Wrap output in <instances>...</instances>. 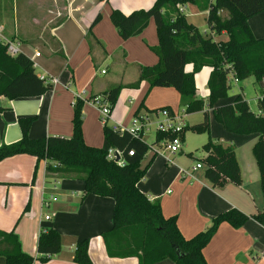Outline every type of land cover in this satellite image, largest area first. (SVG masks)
Returning <instances> with one entry per match:
<instances>
[{
    "label": "crops",
    "instance_id": "1",
    "mask_svg": "<svg viewBox=\"0 0 264 264\" xmlns=\"http://www.w3.org/2000/svg\"><path fill=\"white\" fill-rule=\"evenodd\" d=\"M24 2L21 10L20 0H0V32L4 38L20 44L22 52L33 60L38 76L56 77L58 82L49 83L50 90L40 96L13 100L0 97V146L22 138L20 118H35L28 131L30 138L71 137L77 97L84 100L82 132L85 142L91 146H103L104 124L99 111L88 99L103 95L115 85L124 87L112 107L109 126L118 123L129 127L136 116L150 114L153 117L150 111L165 107H171L173 114L188 126L196 124L187 123L185 118L190 113L186 110L181 114V96L175 87H150L146 80L138 87L129 86L139 79L142 66H152L159 61L153 50L158 45L157 23L152 18L140 34L123 39L111 22L110 14L113 9L124 14L148 9L155 0ZM185 9H191L190 17L207 14L195 12L189 6ZM98 15L101 18L96 21ZM248 25L256 38H264V11L250 17ZM218 38L225 39L227 34L223 33ZM192 67V64H187L184 69L189 72ZM102 70L106 72L102 73ZM211 70L205 66L195 75L198 98L206 106ZM253 84L259 90L255 97L258 105L264 94V77ZM241 89L243 91L244 87ZM233 99L228 96L218 103L232 102ZM247 102L250 106V101ZM199 112L200 120L208 112L213 130L218 131V127H222L218 132L220 137L214 133L212 138L234 147L242 184L228 182L222 187L213 186L205 175V165L193 169L197 163H202L204 156L198 158L193 155L192 149L185 144L184 135L179 152L184 151L185 154L172 153L152 144L148 155L146 153L141 161V167L152 160L151 164L146 176L138 183V188L150 200L160 202L164 216H176L180 232L188 239L206 230L212 219L223 212L237 208L252 215L264 208L260 174L255 158L254 162L250 158L259 134L240 135L227 131L216 122L213 110L208 106ZM241 153L246 155L247 163H242ZM35 170L36 179L32 175ZM50 176L46 173V162L37 161L29 154H18L0 161V230L14 231L22 250L35 257L38 256V237L42 230L54 227L66 239L59 254L48 262L35 261L33 264H78L73 260V252L75 242L83 238H89L88 251L94 264H139L136 257L111 258L106 252L101 234L113 224L112 198L94 194L82 198L85 187L82 180ZM50 195L54 198L45 207L42 200ZM32 196L33 201L34 197L37 198L36 205L40 206V213L37 206L33 213L35 220L37 212V221L19 223L16 216L22 208L21 203L28 198L29 201ZM45 208L51 209L52 213H44ZM203 254L208 264H264V226L253 218L240 227L222 222L203 249ZM154 264L176 263L165 259Z\"/></svg>",
    "mask_w": 264,
    "mask_h": 264
},
{
    "label": "trees",
    "instance_id": "2",
    "mask_svg": "<svg viewBox=\"0 0 264 264\" xmlns=\"http://www.w3.org/2000/svg\"><path fill=\"white\" fill-rule=\"evenodd\" d=\"M180 6H189L195 12H207L209 31L202 33L189 21L188 12ZM264 11V0H155L148 9H136L124 14L113 9L110 19L123 39L140 34L152 18L157 23L158 45L153 48L159 61L140 68L139 79L130 84L138 87L146 80L150 87L173 86L181 96L180 105L187 113L202 110L205 102L198 98L195 75L203 67H211L207 82L208 107L213 110L216 122L227 131L259 137L252 152L260 174L264 196V94L258 100V112L251 110L247 100L238 94L232 102L219 104L228 97L231 89L230 74L237 81L250 76L259 83L264 77V38H256L248 25V19ZM100 15L96 18L98 21ZM223 33L227 38L218 39ZM192 64V70L184 67ZM123 85H115L101 95L110 104H116ZM51 85L35 72L33 61L23 52L12 57L0 42V97L10 100L20 97H36L50 90ZM77 97L71 137L47 136L30 138L28 131L34 117L20 118L23 136L20 140L0 146V161L18 154H29L37 161L46 162L50 177H74L84 182L83 197L94 194L114 200L113 224L101 236L106 252L111 258H138L139 264H154L170 259L176 264H208L203 249L222 222L234 227L242 226L253 218L264 226V208L248 215L237 208L223 212L212 219L211 226L194 237L185 238L180 232L176 216H164L160 202L150 198L138 188L146 176L149 164L141 167V161L150 149L145 138H134L128 132H116L104 124V145H88L82 132V105ZM173 114L171 107H165ZM159 109L150 111L155 112ZM185 130L210 134L208 112L201 122ZM177 133L157 132L154 143L169 141ZM110 148L123 152L125 165L109 160ZM133 150L134 154L129 155ZM202 163L207 179L216 187L228 182L242 184V174L234 147L215 141L210 136L203 144ZM28 209V205L25 211ZM65 237L54 227L41 231L38 237V256L25 253L14 231L0 230V264H33L48 262L62 251ZM89 238L75 242L73 260L78 264H94L89 255Z\"/></svg>",
    "mask_w": 264,
    "mask_h": 264
},
{
    "label": "built area",
    "instance_id": "3",
    "mask_svg": "<svg viewBox=\"0 0 264 264\" xmlns=\"http://www.w3.org/2000/svg\"><path fill=\"white\" fill-rule=\"evenodd\" d=\"M185 6H180L181 12L185 11ZM0 42L6 46V52L14 57L20 53H22V49L18 42H14L12 40H8L4 38L0 32ZM33 61V60H32ZM34 63V62H33ZM105 70H102V73H105ZM231 78L237 82V79L234 77V74H230ZM48 83L56 84L58 79L56 77L47 76H40ZM99 111L100 119L103 124H108L110 115H111V108L110 104L107 100H105L102 96H95L93 98L88 99ZM153 117H150V114L144 116H136L131 125L129 127H125L122 124H115L112 129L116 132H128L134 138H145V136L149 133L157 132H174L177 135L169 140V141H161L160 143H153L157 144L159 148L167 149L172 153L179 152L182 148V138L180 137L179 133H181L183 126L185 125L184 120L181 119L178 115L170 114V112L166 108L159 109L155 112H152ZM109 125V124H108ZM155 139V138H154ZM152 144H150V147ZM133 150L129 151V155H133ZM109 160H115L118 165L123 166L125 165L124 154L122 151L110 148L107 153ZM117 156H119V160L117 161ZM203 167L202 163H197L193 169ZM54 198L53 195H50L49 198H44L42 200V204L45 207H48L51 200ZM45 219H49V216H45Z\"/></svg>",
    "mask_w": 264,
    "mask_h": 264
},
{
    "label": "rangeland",
    "instance_id": "4",
    "mask_svg": "<svg viewBox=\"0 0 264 264\" xmlns=\"http://www.w3.org/2000/svg\"><path fill=\"white\" fill-rule=\"evenodd\" d=\"M10 1H12V0H10ZM23 3H25L24 0H20V5H21L20 9L21 10L23 9V7H22ZM187 12H188V16H189V13L191 12V9L189 11H186V13ZM188 18H189L190 22H192L196 26H198V28L200 29V31L202 33H205V32L207 33L209 31V27H208V24H207V21H206L205 13H203L202 15L196 16V17H190L189 16ZM37 71L39 72V69H37ZM229 79H230L229 80V84L231 85V89L228 91V96L235 98L236 95H238L239 93L244 95V98L246 100L250 101L251 109L255 112L258 109V105H257V103L255 101V97H257V93L259 94L258 88H256V86L253 84V82H255V78L253 76H250L249 78H247V80L245 79V80L240 81V82L234 81L231 78V76L229 77ZM243 87H244V89L242 91L241 88H243ZM206 108H207V106L205 105V107L203 109L205 110ZM180 109H181L180 110L181 114L183 115L186 109L184 108V106H181V105H180ZM199 111H201V110H199ZM199 111H195V112L190 113V115L188 117L186 116L185 120L188 121L187 123L192 124V123H197V122L202 121V119L200 120L201 112H199ZM99 116H100V114H99ZM220 128H222V127H218V131H215V130H213L210 127V134H208L207 132L198 133V132H193L191 130H185V132H184L185 144H187V146L190 149H192V152H193L194 156H196L198 158L201 155L205 156V154H204L205 152L202 150V145L205 144L208 141L210 136L214 137V133H215V136L220 137L219 134H218ZM154 138H155V135H154L153 132L149 133V134H147L145 136V140H146V142L148 144H153L154 140H155ZM215 141H218V139L215 138ZM182 144H183V139H182ZM148 153L146 155H148ZM180 153L185 154L184 151L183 152H176V154H180ZM246 158H247L246 155L241 153L240 159H241L242 163H245V162L247 163L248 162V159H246ZM250 158H251V161L254 162L253 154L250 155ZM36 174H37V170H35L34 174H32L33 177H35V179H36ZM28 199L26 200V202H22L21 203L22 204V208H20V210H19V212H18V214L16 216L17 220H19V223L20 222H22V223H24V222L26 223L27 222V223L30 224V223H33L35 220L37 221V217H38L37 212H36L35 220L33 218V213H34V211H36V206L38 207V214L40 213V209H39L40 206L38 204L36 205L37 198L34 197V201H33V196H32V198H30L29 201H28ZM27 204H28V209L25 211V209H26L25 205H27ZM43 212L51 214L52 210L51 209L48 210L47 208H45L43 210ZM38 227H39V225H38ZM38 234H39V231H38Z\"/></svg>",
    "mask_w": 264,
    "mask_h": 264
},
{
    "label": "water",
    "instance_id": "5",
    "mask_svg": "<svg viewBox=\"0 0 264 264\" xmlns=\"http://www.w3.org/2000/svg\"><path fill=\"white\" fill-rule=\"evenodd\" d=\"M117 161L119 160V156H117V159H116Z\"/></svg>",
    "mask_w": 264,
    "mask_h": 264
}]
</instances>
